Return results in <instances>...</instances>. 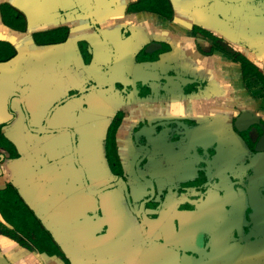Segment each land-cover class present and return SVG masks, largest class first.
Masks as SVG:
<instances>
[{
    "label": "flooded vegetation",
    "instance_id": "af4514ba",
    "mask_svg": "<svg viewBox=\"0 0 264 264\" xmlns=\"http://www.w3.org/2000/svg\"><path fill=\"white\" fill-rule=\"evenodd\" d=\"M207 1L0 0L9 264H122L151 243L191 255V239L218 264H264V6L232 0L214 11ZM98 92L115 199L105 254L71 244L68 257L10 179L20 158L10 131L23 127L26 161L36 159L42 138L57 141L63 110L78 117Z\"/></svg>",
    "mask_w": 264,
    "mask_h": 264
},
{
    "label": "water",
    "instance_id": "95a60500",
    "mask_svg": "<svg viewBox=\"0 0 264 264\" xmlns=\"http://www.w3.org/2000/svg\"><path fill=\"white\" fill-rule=\"evenodd\" d=\"M250 1L264 6V0ZM207 2L215 11L218 5L224 7L232 0ZM13 34L21 37L17 31ZM253 46L259 47L255 42ZM259 52H264V46ZM93 102V106L78 117L75 108L64 109L57 141L53 140L55 145L42 138L41 148L31 149L40 152H36V159L26 161L23 127L15 126L10 131L11 140L20 151V158L9 165L10 179L68 257L71 244H75L80 254L99 257L105 254V203L112 206L115 199L108 191L113 175L105 159V92L94 93ZM37 110L31 109L34 113ZM34 124L31 123L32 127ZM67 126L75 129L77 142L70 137ZM37 133L31 131L32 141ZM55 150L53 154L51 151ZM99 205L103 208V216L98 215ZM188 246L196 256L181 255L176 250L152 243L141 245L122 264H216L222 258L219 253L195 247L192 239Z\"/></svg>",
    "mask_w": 264,
    "mask_h": 264
},
{
    "label": "crops",
    "instance_id": "0c3cea01",
    "mask_svg": "<svg viewBox=\"0 0 264 264\" xmlns=\"http://www.w3.org/2000/svg\"><path fill=\"white\" fill-rule=\"evenodd\" d=\"M6 245H8V240H6V241H3ZM7 250H9L8 248H6V251ZM7 255H9V253L7 254ZM47 262L49 261V260H46ZM18 262H14V264H17ZM49 263L50 264H56L55 263V261H54V259L53 260H51V261H49ZM0 264H9V262L5 259V257H4V254L3 253H0Z\"/></svg>",
    "mask_w": 264,
    "mask_h": 264
}]
</instances>
